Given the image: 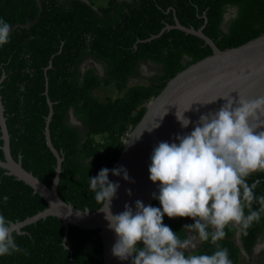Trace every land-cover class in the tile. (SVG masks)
<instances>
[{"label":"trees","instance_id":"trees-1","mask_svg":"<svg viewBox=\"0 0 264 264\" xmlns=\"http://www.w3.org/2000/svg\"><path fill=\"white\" fill-rule=\"evenodd\" d=\"M174 17L184 27L204 26L203 33L220 50L264 34V0H107L96 7L91 0H0V20L11 25L9 43L0 46V95L11 155L14 160L21 157L26 171L51 186L55 159L44 135L48 98L51 142L64 159L58 191L64 202L79 210L99 209L89 178L115 168L122 138L166 83L212 54L201 39L176 29L146 41L174 25ZM88 62L100 68L101 76L95 68L83 71ZM144 64L153 65L155 72L144 76ZM138 80L146 84L129 85ZM108 84L120 96L96 97L99 87ZM71 116L80 124L72 123ZM255 181L259 183L254 194L264 195V173L247 179L250 185ZM46 206L32 190L0 172V214L17 223ZM152 206L160 207L158 199ZM258 208L254 202L253 210ZM163 223L183 236L185 226L195 221L165 216ZM225 231L219 244L228 249L233 264H239L241 251L251 257L264 239V214L247 235L231 227ZM237 234L238 245L233 240ZM13 235L29 255L0 257V264H102L98 231L68 227L63 245L62 222L54 218ZM214 250L210 241L199 242L194 253Z\"/></svg>","mask_w":264,"mask_h":264},{"label":"clouds","instance_id":"clouds-1","mask_svg":"<svg viewBox=\"0 0 264 264\" xmlns=\"http://www.w3.org/2000/svg\"><path fill=\"white\" fill-rule=\"evenodd\" d=\"M10 32L11 25L0 20V46L9 43ZM223 99L227 103L215 113L201 115L189 134L177 135L178 143L160 142L154 148L148 171L150 181L158 184L159 194L153 193V198L160 207L136 200L135 210L125 204L122 213L113 215L111 204L120 184L110 182L109 173L134 183L127 170L104 168L96 177H88L98 211L105 213L116 235L114 257L121 261L133 257L132 264H233L228 249L219 244L227 235L225 229L247 235L264 214V195L254 194L259 181L247 182L253 174L264 173V131L257 130L264 123H256L264 117V97ZM190 110L191 106L176 111L182 128L192 124L185 116ZM127 194L131 196L130 189ZM165 216L195 223L186 225L182 232L187 235L181 236L163 223ZM14 231L13 222L0 214V257L29 255L16 243ZM209 241L214 252L194 253L198 242Z\"/></svg>","mask_w":264,"mask_h":264},{"label":"water","instance_id":"water-1","mask_svg":"<svg viewBox=\"0 0 264 264\" xmlns=\"http://www.w3.org/2000/svg\"><path fill=\"white\" fill-rule=\"evenodd\" d=\"M170 29L180 30L201 39L211 49L212 54L171 78L162 91L148 102L145 113L126 134L115 168H125L134 183L125 181L122 176L110 175V182L120 184L116 198L111 204L113 215L122 213L125 204L135 210L136 200L142 201L145 206H152L157 200L153 198V193L159 194L158 184L154 185L150 181L148 169L153 150L160 142L178 143L176 136L189 134L201 115L217 112L227 103L223 98L233 100L243 98L253 101L264 97V34L238 47L220 50L203 33L204 26L199 29L184 27L174 17V25L165 26L158 35L146 41L155 39L165 30ZM3 79L4 76L0 78V85ZM47 104L49 113L44 135L46 145L55 159V174L50 187L22 167L21 157L17 160L13 159L0 95V140L2 141L0 149L3 154V160H0V172L32 190L47 205L35 215L13 223L15 232L20 234L23 230L57 218L63 226V245L68 227L73 230L98 231L102 245V264H132L133 257L121 261L112 255L111 250L116 242V235L109 229L104 212L98 211L99 209L79 210L64 202L58 195L64 159L51 142L49 123L53 112L52 103L48 98ZM190 106L191 110L186 112L185 116L192 121V124L188 128H182L176 119V111L178 109L183 112ZM166 111L167 114L164 115ZM71 121L80 124L72 116ZM256 123H264V117ZM157 124L159 127H156ZM257 130L264 131V126ZM126 142L128 143L125 144ZM129 189L131 196L127 194Z\"/></svg>","mask_w":264,"mask_h":264},{"label":"rangeland","instance_id":"rangeland-1","mask_svg":"<svg viewBox=\"0 0 264 264\" xmlns=\"http://www.w3.org/2000/svg\"><path fill=\"white\" fill-rule=\"evenodd\" d=\"M91 1H94L95 7L96 6H104L107 2V0H91ZM226 17H228V15H226ZM87 68H95L98 75L101 76L100 68L97 67L94 63H92V62L86 63L84 70H86ZM142 69H143V74L146 77L152 75L155 72V67L153 65L144 64V65H142ZM144 84H146V83H145V81H142V80L132 81L129 83L130 86H132V85H144ZM95 96L102 99V100H105V99L113 100L116 97H119L120 94L113 84H108V85H101L99 87V89L95 92ZM147 104L145 105V107L147 106ZM125 136H126V134H125ZM125 136L122 138V140L119 144V146H121V147L123 145ZM96 140L100 141V142L102 141V139L100 137H96ZM233 240L238 245L237 238L235 237V238H233ZM198 245H199V242L197 243V247H198ZM239 264H264V239L262 240L259 247L256 248L255 253H253V255L251 257H248L243 251H241V258H240Z\"/></svg>","mask_w":264,"mask_h":264},{"label":"flooded vegetation","instance_id":"flooded-vegetation-1","mask_svg":"<svg viewBox=\"0 0 264 264\" xmlns=\"http://www.w3.org/2000/svg\"><path fill=\"white\" fill-rule=\"evenodd\" d=\"M230 14H234V11L233 10H231L230 11ZM232 16V15H231ZM230 17V15H228V17H225L226 19H228ZM86 65V64H85ZM85 66H83V68H84ZM143 71V70H142ZM236 238H237V242H238V234L235 236ZM261 243H259L256 247H255V249H254V253H255V251H256V248H258L259 247V245H260Z\"/></svg>","mask_w":264,"mask_h":264}]
</instances>
